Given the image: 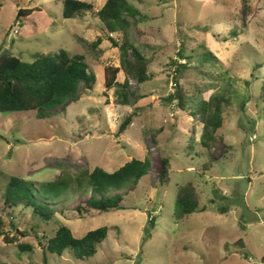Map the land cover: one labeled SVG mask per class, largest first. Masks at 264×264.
Listing matches in <instances>:
<instances>
[{"label":"rangeland","instance_id":"1","mask_svg":"<svg viewBox=\"0 0 264 264\" xmlns=\"http://www.w3.org/2000/svg\"><path fill=\"white\" fill-rule=\"evenodd\" d=\"M84 1L94 8L66 19L60 0H0V53L8 49L33 62L37 53L66 49L83 54L97 77L92 89L81 86L78 101L51 109L45 118L35 110L0 112V216L14 237L10 243L0 234V262L264 264V0H129L145 17L131 26L129 38L149 59L153 78L141 84L130 79L135 96L127 105L119 101L117 86L106 85V69L120 66L124 33H109L97 16L106 0ZM20 9L33 12L19 17ZM209 51L214 60L200 65ZM175 71L188 92L200 88L205 99L229 98L224 141L214 156L199 144V119L166 101L177 88ZM125 78L121 71L119 81ZM131 114L132 122L120 131ZM146 157L151 172L121 191L123 209L78 212L91 192L73 184L53 204L57 212L51 220L23 204L11 214L3 210L13 176L40 185L84 168L113 172ZM165 158L168 175L161 180ZM189 182L200 206L177 221L176 190ZM62 225L76 237L102 226L109 234L92 257L79 260L70 251L45 256L44 246ZM18 242L34 250L22 253Z\"/></svg>","mask_w":264,"mask_h":264},{"label":"trees","instance_id":"2","mask_svg":"<svg viewBox=\"0 0 264 264\" xmlns=\"http://www.w3.org/2000/svg\"><path fill=\"white\" fill-rule=\"evenodd\" d=\"M63 3V17L73 18L82 12L91 11L94 5L84 0H60ZM2 3L0 2V12ZM32 9H20L19 17ZM99 19L104 23L109 33L122 31L124 33L121 48V63L119 67H108L106 69V85L108 88L117 86L119 88V101L129 104V97L135 96L131 90L130 79L137 84L145 83L153 78L149 69L150 61L142 50L132 43L129 38L131 26H136L141 18H145L139 8L129 0H106L105 4L96 12ZM134 21L132 23L131 21ZM113 46L118 47V42L110 37ZM101 42V39H98ZM33 62L22 60L19 56L5 49L0 53V112H21L35 110L37 117L49 116V111L63 106L66 102L79 100L81 86L92 89L97 82L94 71L83 54H71L66 49H60L56 53H37ZM212 52H205L199 58V64L203 65L214 60ZM264 64V63H263ZM184 67V66H183ZM123 71L126 75L124 82L118 79L119 73ZM176 90L171 93L166 101L176 102L179 109L189 111L202 123V134L200 146L204 153L214 156L217 152L218 143L223 142L221 130L224 125V104L229 103L225 94H213L209 99L200 97V88L192 93L188 92L177 77ZM262 97L264 100V80L262 83ZM264 116V107L262 109ZM133 114L127 116L120 127L124 131L132 122ZM193 148V145H190ZM164 167L160 178L166 179L168 175L167 166L169 158L163 160ZM152 162L149 157L145 159L133 158L123 164L119 169L110 172L102 167L94 170L82 169L78 174L66 172L57 181L36 185L21 177L13 176L4 193L5 206L3 210L11 211L23 204L33 208V213L44 220H51L57 212L55 202L63 200L62 195L75 184L77 190L91 192V196L85 204L78 205L80 213L97 210L108 212L113 209H123L122 202L124 194L121 192L138 185L139 181L151 172ZM223 197V196H222ZM224 198V197H223ZM200 206V195L193 183L180 184L176 190L175 218L181 221ZM2 210V211H3ZM222 213L227 207H221ZM151 227H155V220L149 221ZM0 234L4 235L8 242L12 243L14 237L4 229V222L0 216ZM109 227L102 226L89 231L83 237H76L72 229L62 225L55 235L50 237L44 246L45 256L47 254L63 255L70 251L72 255L83 260L94 256L98 252L99 245L106 240ZM20 252L34 250L29 243L18 242ZM0 264H9L0 262Z\"/></svg>","mask_w":264,"mask_h":264},{"label":"water","instance_id":"3","mask_svg":"<svg viewBox=\"0 0 264 264\" xmlns=\"http://www.w3.org/2000/svg\"><path fill=\"white\" fill-rule=\"evenodd\" d=\"M239 246H240L241 248H244V247H245V244L243 243V241H240V242H239Z\"/></svg>","mask_w":264,"mask_h":264},{"label":"built area","instance_id":"4","mask_svg":"<svg viewBox=\"0 0 264 264\" xmlns=\"http://www.w3.org/2000/svg\"><path fill=\"white\" fill-rule=\"evenodd\" d=\"M17 31V30H16Z\"/></svg>","mask_w":264,"mask_h":264}]
</instances>
